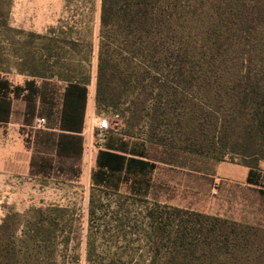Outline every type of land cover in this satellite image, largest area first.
<instances>
[{
    "label": "trees",
    "instance_id": "trees-1",
    "mask_svg": "<svg viewBox=\"0 0 264 264\" xmlns=\"http://www.w3.org/2000/svg\"><path fill=\"white\" fill-rule=\"evenodd\" d=\"M13 4L0 0V126L11 121L15 100L26 102L29 116L37 103L57 106L58 127L41 132L43 143L79 162L91 83L76 61L80 35L73 27L43 34L16 28ZM97 58L96 110H113L124 130L108 131L93 189L151 187L159 161L149 158L147 142L218 163L239 158L249 169L247 183L264 193V0H102ZM13 70L29 80L15 85L5 76ZM127 104L129 112L119 113ZM138 136L146 137L143 144ZM105 207L92 194L90 217ZM35 212L23 237L38 247L55 245L66 209ZM143 218L150 264H264V228L159 201L148 203Z\"/></svg>",
    "mask_w": 264,
    "mask_h": 264
},
{
    "label": "rangeland",
    "instance_id": "rangeland-1",
    "mask_svg": "<svg viewBox=\"0 0 264 264\" xmlns=\"http://www.w3.org/2000/svg\"><path fill=\"white\" fill-rule=\"evenodd\" d=\"M101 3L102 0H14L11 10L12 25L28 32L43 34L50 27L75 29V35H80L76 61H82L83 68L91 74V99L96 93ZM5 76L15 85L29 80L15 70ZM36 106L34 116H29L26 102L15 100L11 121L0 126V264H99L111 259L113 264H150L143 211L154 201L264 228V193L257 186L218 179L216 168L221 163L212 156L172 152L165 146L144 143L146 137L138 136L135 141L144 143L149 158L159 161L151 187L144 186L140 193L136 185L124 183L119 190L96 191L91 175L98 151L109 137V130H124L121 117L113 110L98 113L96 108L94 116H85L84 151L76 162L56 156L43 143L41 132L58 127V107L51 109L40 103ZM130 107L123 105L119 113L129 112ZM40 118L46 119L44 129L35 128ZM98 119H107L110 128L100 131ZM143 128L144 124L139 123L136 130L140 133ZM10 135L18 140L10 142L15 139ZM161 138L167 143L171 136L164 133ZM238 162L239 158L228 157L222 172L235 174L231 172L232 164ZM92 194L106 205L102 215L94 218L89 211ZM51 205L66 209L60 218L64 222L55 245L38 247L23 237L22 231L27 220L38 216L36 209ZM118 205L121 213L116 222L108 225L116 217Z\"/></svg>",
    "mask_w": 264,
    "mask_h": 264
},
{
    "label": "crops",
    "instance_id": "crops-1",
    "mask_svg": "<svg viewBox=\"0 0 264 264\" xmlns=\"http://www.w3.org/2000/svg\"><path fill=\"white\" fill-rule=\"evenodd\" d=\"M95 99L94 98H90V95H88V103H87V109H86V118L87 116L90 114V115H95ZM83 135V134H82ZM11 137L13 135H10ZM12 138H15V139H10V142H14L15 140L17 141L18 139L16 137H12ZM19 142H17L18 144ZM227 163H221L217 166L216 168V176L218 177V179H221V178H230V179H233V180H238V181H241V182H245L247 183V178H248V174H249V169L247 167H244L242 165H238V164H232V171L231 172H234L235 174H224L222 172L223 170V166L226 165ZM261 169L264 171V163H261ZM27 170H29V164H26L24 166V171L27 172ZM247 185L250 186V184L247 183ZM264 190V188H263Z\"/></svg>",
    "mask_w": 264,
    "mask_h": 264
},
{
    "label": "built area",
    "instance_id": "built-area-1",
    "mask_svg": "<svg viewBox=\"0 0 264 264\" xmlns=\"http://www.w3.org/2000/svg\"><path fill=\"white\" fill-rule=\"evenodd\" d=\"M45 125H46V119L40 118V119H37L35 128L36 129H44ZM97 125H98L99 130L102 132L107 131L110 128V125H109V122L107 119H98ZM77 264H80V263H77ZM81 264H83V263H81Z\"/></svg>",
    "mask_w": 264,
    "mask_h": 264
}]
</instances>
